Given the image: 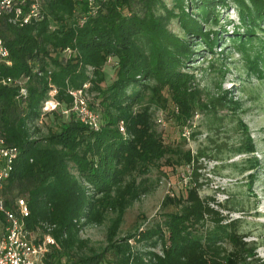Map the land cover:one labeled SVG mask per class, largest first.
I'll return each mask as SVG.
<instances>
[{
	"label": "trees",
	"instance_id": "1",
	"mask_svg": "<svg viewBox=\"0 0 264 264\" xmlns=\"http://www.w3.org/2000/svg\"><path fill=\"white\" fill-rule=\"evenodd\" d=\"M229 2L243 26L240 30L236 24L233 37L238 40V48L246 52L264 20V0H171V4L167 0H41V19L16 26L0 18V36L12 60L11 65L0 64V72L29 76L25 99L16 97L15 87L0 84V135L20 150L3 194L7 203L16 196L26 198L30 227L41 222L54 225L56 243L45 264L250 263L253 253H247L244 242L232 257H217L218 233L227 234L226 224L205 232L191 227L203 219V210L208 212L210 208L203 206L190 188L176 200L185 199L190 204L180 212L166 213L163 225L169 244L162 245L161 254L148 248L164 240L159 224L115 238L126 207L151 189L132 172L146 170L148 163L167 152L161 135L152 128L149 107L140 104L141 108L133 110V105L141 103L145 90L151 89L149 99L162 106L167 100L163 90L169 92L180 108L173 114L177 124H184L196 108L204 109L210 115V129L220 119L216 116L217 105L231 109L236 103L222 97L198 102V84L191 73L182 70L193 53L186 34L198 37L212 50L220 39V28L206 31L202 22H211L215 27L219 22L217 6ZM173 19L184 36L169 28ZM109 57L117 60L115 77L101 86L105 80L102 67ZM248 59L250 69L264 77V45ZM86 66L95 68L92 82L104 110V123L98 130L82 123L72 112H62L72 103L68 87H80L89 81ZM50 84L57 88L60 106L46 113L56 126L40 136L37 118ZM119 120H123L130 138L119 131ZM248 139L247 146L241 143L233 153L253 155L255 147ZM209 144L220 149L221 144L214 139ZM206 149H198L194 157L205 156ZM253 157L241 161L240 172L255 167L258 162ZM85 183L93 187L92 193L88 194ZM107 209L115 214L106 230L108 243L95 251L79 231L86 224L102 222ZM136 235L145 249L129 243L128 239Z\"/></svg>",
	"mask_w": 264,
	"mask_h": 264
},
{
	"label": "rangeland",
	"instance_id": "2",
	"mask_svg": "<svg viewBox=\"0 0 264 264\" xmlns=\"http://www.w3.org/2000/svg\"><path fill=\"white\" fill-rule=\"evenodd\" d=\"M167 1L171 4V0ZM217 8L218 24L214 27L211 22H202V27L206 31L219 27L220 39L209 50L198 37L186 34L185 38L193 53L182 65V70L191 73L194 83L198 84L200 90L195 100L208 102L219 97L227 98L236 102L232 107L234 109L218 104L216 116L220 119L213 123L211 129L208 127L210 115L200 108H196L184 124H177L173 114H177L180 108L171 100L169 92L163 90L167 100L162 106L149 99L151 89L145 90L141 103L133 105V110L142 106L149 107L152 128L161 135L167 152L162 158L148 163L146 170L136 169L132 172L138 181L144 180L151 189L126 207L115 238L154 228L159 224L163 229L164 240L148 248L161 254L162 245L169 244L168 231L163 225L166 213L180 212L184 205L190 204L185 199L176 201L178 196H184L186 189L190 188L195 190L202 205L210 208L208 212L203 210V219L191 227L205 232L217 224L227 225V234L221 231L218 233L220 238L215 245L217 257H232L239 244L244 242L247 253H253L249 264H264V77L250 69L248 59V56L252 58L264 45V20L260 21L261 27L256 29L257 38L252 45L247 44L245 52L238 48V40L233 37L236 24L243 30L234 5L229 2ZM169 28L179 35L185 34L176 19L171 20ZM66 53L69 54L70 50ZM116 61L115 57H109L102 67L105 80L100 83L101 86L107 85L115 77ZM85 72L89 81L80 87H68L72 102L79 98L83 100L71 112L78 119L90 112L96 113L98 128L95 130H98L104 123V110L99 102L98 90L92 82L96 77L95 68L86 66ZM149 83L153 84L152 81ZM69 90L77 92L76 96ZM40 126L39 135L44 136L50 126L56 125L51 121V116L44 114ZM117 126L125 138L131 137L123 120H119ZM248 138L255 147L253 155L233 153V149L241 146V143L247 146L250 142ZM212 139L221 144L220 149L209 144ZM206 146V155L195 158L198 149ZM187 155H190V160H187ZM252 156L258 163L253 169L240 172L241 161ZM233 162L238 164L234 165ZM85 188L88 194L93 192L89 183H85ZM114 215L107 209L102 222L86 224L79 231L80 236L89 239V245L95 251H100L108 243L106 230ZM137 237L128 239L129 243L145 249V244L137 240Z\"/></svg>",
	"mask_w": 264,
	"mask_h": 264
},
{
	"label": "built area",
	"instance_id": "3",
	"mask_svg": "<svg viewBox=\"0 0 264 264\" xmlns=\"http://www.w3.org/2000/svg\"><path fill=\"white\" fill-rule=\"evenodd\" d=\"M41 0H0V18H6L12 25L22 26L42 18L40 10ZM67 49L66 51H68ZM9 49L0 36V64L11 65ZM29 76L21 74L17 77L5 75L0 72V84L16 88V97L25 99L28 96L27 80ZM74 96L77 92L69 90ZM80 91H78L79 93ZM57 88L50 84L47 97L42 100L37 124L43 123L44 114L56 110L60 102L56 98ZM83 103L81 98L74 99L71 105L62 110L68 114ZM85 124L93 129L98 128L97 114L92 112L79 117ZM121 129L123 126L120 125ZM20 153L16 145L9 144L0 135V264H45L47 254L56 243L52 234L53 224L41 222L30 227L27 219L30 209L26 198L14 197L7 203L3 190L10 176L14 163Z\"/></svg>",
	"mask_w": 264,
	"mask_h": 264
}]
</instances>
